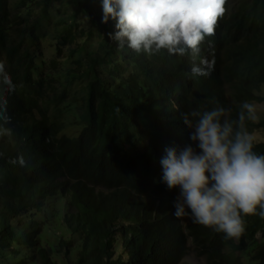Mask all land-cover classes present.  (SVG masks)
I'll use <instances>...</instances> for the list:
<instances>
[{"label": "trees", "instance_id": "trees-1", "mask_svg": "<svg viewBox=\"0 0 264 264\" xmlns=\"http://www.w3.org/2000/svg\"><path fill=\"white\" fill-rule=\"evenodd\" d=\"M67 1L74 12L55 23V53L45 63L38 43L53 0H20L16 11L0 0V63L15 85L0 87L12 130L0 135V264H183L189 252L206 264H264L258 214L242 216L245 232L231 240L192 220L182 238L142 215L148 191L166 194L147 164L165 147L189 144L187 128L167 138L174 114L214 101L235 119L241 102H264L254 94L264 84V0H239L234 9L226 0L195 57L118 49L107 35L114 22H101V0ZM33 6L38 17L29 23L20 9ZM94 33L96 49L80 56ZM246 127L252 134L264 119ZM254 151L264 155V139H254ZM20 155L25 167L13 163Z\"/></svg>", "mask_w": 264, "mask_h": 264}, {"label": "clouds", "instance_id": "clouds-1", "mask_svg": "<svg viewBox=\"0 0 264 264\" xmlns=\"http://www.w3.org/2000/svg\"><path fill=\"white\" fill-rule=\"evenodd\" d=\"M225 3L226 0H101V22H114V30L107 35L118 49L144 55L166 50L169 55L195 57L204 49L205 37L214 34ZM198 74L194 64L191 75ZM0 87H7L9 92L15 89L2 63ZM252 102L255 101L241 102L235 119L229 109L219 104L215 107L214 101L211 106L174 114L165 130L167 138L171 140L180 129L187 128L189 144L165 147L161 158L157 155L155 163L147 164L151 169L155 166L154 178L166 192L148 191L142 200L147 206L142 215L151 219L152 225L184 238V226L192 220L231 240L245 232L242 216L258 214L264 218V155L254 151V139L258 137L256 131L251 134L246 127V121L257 124L264 118L257 121ZM167 112L170 110L164 108L163 113ZM10 123L6 108L0 107V135L11 133ZM145 145L143 142L138 152ZM13 163L27 165L23 155ZM128 192L133 199H140Z\"/></svg>", "mask_w": 264, "mask_h": 264}, {"label": "rangeland", "instance_id": "rangeland-1", "mask_svg": "<svg viewBox=\"0 0 264 264\" xmlns=\"http://www.w3.org/2000/svg\"><path fill=\"white\" fill-rule=\"evenodd\" d=\"M7 1V10L8 11H16L19 10V3L20 0H6ZM239 0H230V9H234L237 5ZM23 17H26L28 14L31 15L30 19L27 22H33V19H36L38 17V8L36 6H33L32 9L29 11L28 9L23 10ZM74 12V7L70 4L67 0H53L51 6L48 7V14L49 18L46 20L49 22V24H44V29L42 30L43 37L38 43L42 47V54L41 59H44L45 63H48L54 56L55 53V43L54 40L55 36L57 35L58 27L61 24H58L55 26V23L60 19H69L70 15ZM83 16V15H82ZM26 25V23H25ZM89 26L85 24L84 28L85 30H89ZM14 32V31H12ZM97 41L98 36L96 33H94L91 38L87 42H85L84 46L82 47V51L80 53V56H85L87 53H89L91 50H95L97 47ZM36 55H38L36 53ZM67 55V52L64 51L61 53V55L58 57V59L64 58V56ZM40 57V56H39ZM61 70L60 72L56 73L58 77L64 76L65 70L70 68L69 62L67 61L65 64L60 66ZM83 83H76L75 87L73 88L72 92L75 94L77 91L80 90ZM255 94L259 97H264V84H261L259 86V90L255 92ZM256 106V111L259 119L264 118V102H252ZM255 121V122H257ZM79 127H67L65 129V132L72 135L79 131ZM257 137L259 140L264 139V129H261L259 131H256ZM132 153V152H131ZM59 233V232H58ZM50 239L53 240L54 236H50ZM189 248H191V244L189 245ZM184 264H205V260L203 258L196 257L195 254L189 252L184 260ZM246 261L244 260V264ZM9 264V263H7ZM25 264H34L30 263L29 261H26ZM38 264V263H35Z\"/></svg>", "mask_w": 264, "mask_h": 264}, {"label": "bare ground", "instance_id": "bare-ground-1", "mask_svg": "<svg viewBox=\"0 0 264 264\" xmlns=\"http://www.w3.org/2000/svg\"><path fill=\"white\" fill-rule=\"evenodd\" d=\"M140 203V202H139ZM145 205V204H144ZM148 220H150V219H148ZM245 220H246V218H245ZM153 229H156V227L155 228H153ZM156 234H157V232H156ZM165 234V233H164ZM161 235H162V233H161ZM213 235V234H212ZM161 239H162V237H160ZM183 260V259H182ZM186 264V263H185Z\"/></svg>", "mask_w": 264, "mask_h": 264}]
</instances>
